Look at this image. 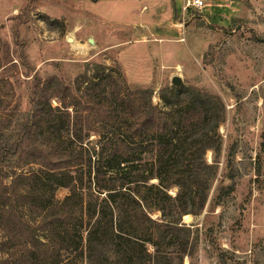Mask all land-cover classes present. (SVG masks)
Masks as SVG:
<instances>
[{
    "label": "trees",
    "instance_id": "obj_1",
    "mask_svg": "<svg viewBox=\"0 0 264 264\" xmlns=\"http://www.w3.org/2000/svg\"><path fill=\"white\" fill-rule=\"evenodd\" d=\"M2 47L0 73L13 62ZM85 69L36 74L27 111L0 75V264H192L199 229L184 217L201 215L219 175L225 103L168 85L160 106L119 64Z\"/></svg>",
    "mask_w": 264,
    "mask_h": 264
},
{
    "label": "rangeland",
    "instance_id": "obj_2",
    "mask_svg": "<svg viewBox=\"0 0 264 264\" xmlns=\"http://www.w3.org/2000/svg\"><path fill=\"white\" fill-rule=\"evenodd\" d=\"M182 8L183 0H0L2 49L13 59L0 75L14 84L22 111L30 108L36 74L71 82L88 63L119 64L131 87L155 90L160 106L158 92L174 76L220 96L219 175L201 215L184 217L199 229L192 264H264V0ZM43 14L63 26L50 27ZM0 55L6 61V51ZM67 193L61 189L58 198Z\"/></svg>",
    "mask_w": 264,
    "mask_h": 264
},
{
    "label": "built area",
    "instance_id": "obj_3",
    "mask_svg": "<svg viewBox=\"0 0 264 264\" xmlns=\"http://www.w3.org/2000/svg\"><path fill=\"white\" fill-rule=\"evenodd\" d=\"M207 7V0H183L181 13L186 14L189 9L203 10Z\"/></svg>",
    "mask_w": 264,
    "mask_h": 264
},
{
    "label": "water",
    "instance_id": "obj_4",
    "mask_svg": "<svg viewBox=\"0 0 264 264\" xmlns=\"http://www.w3.org/2000/svg\"><path fill=\"white\" fill-rule=\"evenodd\" d=\"M175 13H176V8H175ZM90 42L93 43L94 40L91 39ZM172 84L176 85V86H182L183 85V81H182V79L179 76H174Z\"/></svg>",
    "mask_w": 264,
    "mask_h": 264
},
{
    "label": "bare ground",
    "instance_id": "obj_5",
    "mask_svg": "<svg viewBox=\"0 0 264 264\" xmlns=\"http://www.w3.org/2000/svg\"><path fill=\"white\" fill-rule=\"evenodd\" d=\"M75 31H77V30H73V31H72V34H74V33H75ZM70 39H71V41H73V40H74V38H73V37H72V38H70ZM187 216H190V215H187ZM187 216H186V217H187Z\"/></svg>",
    "mask_w": 264,
    "mask_h": 264
},
{
    "label": "crops",
    "instance_id": "obj_6",
    "mask_svg": "<svg viewBox=\"0 0 264 264\" xmlns=\"http://www.w3.org/2000/svg\"><path fill=\"white\" fill-rule=\"evenodd\" d=\"M76 1V0H75ZM16 12V11H15Z\"/></svg>",
    "mask_w": 264,
    "mask_h": 264
}]
</instances>
